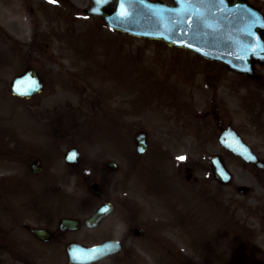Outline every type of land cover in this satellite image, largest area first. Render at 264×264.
<instances>
[{
    "label": "rangeland",
    "instance_id": "rangeland-1",
    "mask_svg": "<svg viewBox=\"0 0 264 264\" xmlns=\"http://www.w3.org/2000/svg\"><path fill=\"white\" fill-rule=\"evenodd\" d=\"M261 2L264 4V0H261ZM2 21V20H0ZM85 23L80 22L78 25L75 26L76 23H71L67 21V19H55L52 21L49 20H42V26L41 30L42 34H39V36L36 38L32 31V26L29 25V23L26 24L24 29H19V32H23L19 34L21 35L19 38L17 35L11 34L12 36L7 38L0 32V45L3 46L0 47V95H7L5 98V103L2 106L0 103V110L4 111V114L7 116L5 119L6 124L8 125L10 123V117L14 115V110H33L36 108L33 103H23L15 100L13 97L10 96L9 91V83L11 77L15 73H17V70H21V67H24L26 63H43V62H51V61H61V62H69V61H82V60H76L75 53L72 52H66L64 50V47L70 48V45L68 43L69 38L66 35H62L64 32H71L75 37L74 40L79 39L77 38V34L72 29H84L86 26L89 28L92 23L90 21H84ZM6 23L10 24L11 22L7 21ZM92 33L88 32L85 33V35L94 34L95 38L88 39V41L92 42L91 46H93V50L95 53L99 51V48L97 47V44L99 43H105L107 42L110 46H117V48L122 49L123 51H129L131 53H139V57L143 56L144 59L139 62V59L135 57V59H138V64L140 67V70L142 72V75L146 79V81L150 85L154 84H160L161 82H164L165 79L162 78V69H165V67H168L173 61L175 63L174 70L170 71V74L172 76L177 75L179 72L184 73L185 72V66L193 64L195 66L196 63H201V61L190 54L187 53H181L177 51L168 50L166 47H164L162 44L159 43H151V42H143L139 40H131L129 38H123V37H117L114 34L113 36L106 33L104 30H101L98 28L97 25H92ZM11 33V32H9ZM105 36V37H104ZM83 37V36H81ZM107 37H110L113 39V41L108 40ZM121 38V39H118ZM37 39V41H36ZM48 43V44H47ZM103 45V50L104 46ZM111 53H115V51L108 47ZM175 52V53H174ZM117 53V52H116ZM115 55H106L104 54V57L102 59L101 63V70H103V73L97 72L93 76L97 77L95 78H89L86 75L91 74L93 71L97 69V66L95 68H91L89 73H87V70H83L80 76L76 77L75 72H73L72 69H70V66H68L71 73H75L76 77V83L67 85V82H62L60 79L53 78V73L57 72H64L62 67H54L52 69L49 68L48 65H45L46 70L41 69L42 73L51 74V80L50 84L51 87L47 89V92L45 94V98H43V101H40V104L44 108H49L52 105L59 106L60 109L64 108L65 106H69V103L71 102L73 104L72 106V114L73 115H82L86 114L87 111L91 114V108L89 103L85 101V94L81 95V87L87 86L88 89L94 92V96H92L93 99L98 98L100 99L104 95L102 93L108 92L111 94V86L110 84H105L103 80H110L113 76L116 78V86L118 85V90L120 93L127 97L134 98L135 100L143 101L148 99V94L151 91V94H153L156 90L152 87V90L147 89L144 87L145 83L144 81H137L136 77L132 74L130 70H128L125 65L127 63L125 62L126 57H128L126 54H119L118 57ZM187 54V55H186ZM101 54H96V56L93 57V59L89 60L94 63H100L101 60H98V57ZM136 55V54H134ZM175 55V56H173ZM192 57V59L189 57ZM126 56V57H125ZM88 60V59H87ZM97 61V62H95ZM154 64H151L153 63ZM144 63L150 64V65H143ZM39 68V65L37 66ZM76 72L78 70H75ZM196 75L202 74L203 71H200L198 69H195ZM171 75H168L167 77L170 78ZM199 76V75H197ZM200 77V76H199ZM222 87L219 88V92L224 95V97L227 99L226 105H227V115L231 116L230 118L233 121V124L240 129L242 134H245L247 138H249L250 141L255 143V130L257 123L254 122V124L251 122V119L254 121V118L256 117V110L257 107L256 103L253 102V107L248 109L246 107V102L244 101L245 98L249 97L248 95L254 94L256 90V86L252 85V83L248 84H242V80L238 78L235 75H225L222 73V75L219 76ZM173 81L168 80L166 81L167 84H171ZM139 86H138V85ZM80 85V87H79ZM6 87V88H5ZM7 89V90H6ZM108 89V90H107ZM4 91V92H3ZM160 92V89H158ZM102 92V93H101ZM261 95L264 94L263 91H259ZM120 94V97L116 98L114 94L112 93L110 96H108L105 99H102L103 101L101 103L106 106L105 112L102 115H98V117L94 120L92 124H97L100 122H104L107 124L106 126H102L103 129H98L96 131L90 129L88 126H83V130L87 133V137L90 141H94L96 143H88V149L93 150V154L96 157L104 158L106 156L111 158L118 157L119 159L123 160V157H121V153L119 154L113 150V146L117 145L118 149H121L124 151L126 149L127 143L129 144L128 135L131 133V129H133L136 126H143L142 124V118L145 117L147 114V111L140 110V102H135V111H130L129 106L130 103L125 99V97ZM208 93L205 92L203 95L200 93L198 94L200 98L196 97V100H201L204 96H206ZM4 96V97H5ZM250 99V97H249ZM1 100V99H0ZM197 102V101H196ZM99 103V102H98ZM249 106V104H248ZM41 107V109H43ZM134 107V105H133ZM76 110H73L75 109ZM7 109V110H6ZM13 109V111H12ZM224 107H221L220 110L223 111ZM8 110L12 112H8ZM222 115V119L224 114ZM141 118V119H140ZM88 119V117H87ZM201 120H205L204 115L200 117ZM220 119L216 120V124L220 122ZM256 119V118H255ZM116 121L117 124H116ZM264 121V118H263ZM119 123V129L116 128V125ZM159 126H166L165 124L160 125L159 123H154L151 125V127L154 128L153 135H158L159 128H165V127H159ZM129 126V127H128ZM127 130L128 134H127ZM204 131V129H203ZM202 131V132H203ZM130 132V133H129ZM264 136V134L262 135ZM128 139V140H127ZM103 140V141H102ZM104 142L105 144H103ZM260 152L261 155L264 156V137H261L260 139ZM191 146V144H189ZM193 147V146H192ZM191 153L188 155V152L185 150L176 151L174 154L177 155L178 153H186L189 158L193 159L195 161L196 159H199L201 161L200 153H208L209 150L212 152L215 151L214 149L209 148V144L200 145V147H193L191 148ZM119 151V150H118ZM206 164V163H205ZM146 167H140V170L145 173L144 180L145 183L147 182V185L150 189L154 188L153 183H155V178H157L160 172L154 171L153 168L150 166V169L145 171ZM243 169H238V171H241ZM170 172L171 170L166 173L168 179L170 180ZM248 176L247 173H244ZM172 176V174H171ZM201 176V175H200ZM240 179L245 181L246 183H250L254 187L253 194H250L249 196L245 198H240L235 195V193L231 190L230 192V207L232 206H244L246 208L252 207L253 205H257L258 199L257 195L261 193L264 189V185L261 181L254 179L252 177H241L239 175ZM155 179V180H154ZM134 184H135V196L138 199H143L145 202V195L147 193L144 192V188L141 185V179L139 180L137 178V172L135 171L134 176ZM140 181V182H139ZM179 181V180H178ZM200 184L204 186L205 189H209V192L205 194V197L209 199V203L214 205L213 197L216 196V194L219 193L220 189L215 187L212 181L210 180H204V177L201 176ZM160 182V181H159ZM165 182H160V184H164ZM184 184V183H183ZM187 185L184 188V191L187 193L194 194V187H198L197 185L186 183ZM194 187H193V186ZM146 187V185H145ZM130 188V187H128ZM147 188V187H146ZM137 189V191H136ZM148 189V188H147ZM188 189V191H187ZM193 190V191H191ZM222 194L220 195V198L218 199V207L221 209H224L222 205L224 204V200H227V196L223 197L222 195L226 191L221 190ZM188 195V194H187ZM204 195V193H203ZM188 198L190 196L188 195ZM147 202H149L150 206L147 205V209L144 213H148V215H153L156 219L158 217L162 219H168V215L165 214L164 209L161 208L158 204L154 205V201L152 199H148ZM146 203V202H145ZM233 211L236 212V215L241 221V214L247 213V211L241 212L239 209H234ZM214 217H218L220 222L218 225H211L210 229H201L200 227L195 232V239L198 241L196 244L197 249L202 253V255L206 258H212L218 261L221 264H224V256L226 255L224 241L223 238L220 235H223L227 232L226 228H228V225H224L221 222V218L219 215H214ZM156 219H153L152 221L156 223ZM198 220L201 223L202 216L200 214ZM260 222V217L258 216V220L256 225ZM252 221H247V224H251ZM180 225H175L174 227H166L162 229V233L164 235H169L171 232L177 233L179 236V232L181 230ZM220 227V228H219ZM226 227V228H225ZM184 228V227H183ZM184 229L182 234H184ZM220 234V235H218ZM208 236L210 241H203L202 238ZM207 240V239H206ZM186 242L185 239L180 238L177 239V243L180 246H183V244ZM200 242V243H199ZM141 243V242H140ZM158 243V240L153 241L151 244ZM158 245V244H156ZM136 249L138 251L141 250V253L144 255L142 259L137 258V264H146L147 262L151 264H208V259H204L200 254L196 252H192L190 256L191 258H179L174 259L172 262H164L159 258V256L152 252L153 249L149 248V245H145L144 243H141L140 246L137 245ZM217 249H219V255L217 254ZM168 256L169 253H167ZM221 255V256H220ZM189 256V255H188ZM171 257V256H170ZM234 257L237 259L236 255L234 254ZM238 260V259H237ZM135 262V261H134ZM248 264H250L248 262Z\"/></svg>",
    "mask_w": 264,
    "mask_h": 264
},
{
    "label": "water",
    "instance_id": "water-1",
    "mask_svg": "<svg viewBox=\"0 0 264 264\" xmlns=\"http://www.w3.org/2000/svg\"><path fill=\"white\" fill-rule=\"evenodd\" d=\"M124 1H129V0H124ZM137 3H138L139 6H141L143 4L142 2H137ZM145 6H146V8H143V9L149 10L150 6H148V5H145ZM203 24H207V22H204ZM238 37H240V36H238ZM231 42H232V47L233 48H238V46H239L238 39L232 37ZM20 82H22L23 88L28 92L29 95L34 92V89L31 88L32 79H31L30 75H27L26 77H23L21 80H18L15 83V86H19Z\"/></svg>",
    "mask_w": 264,
    "mask_h": 264
},
{
    "label": "snow or ice",
    "instance_id": "snow-or-ice-1",
    "mask_svg": "<svg viewBox=\"0 0 264 264\" xmlns=\"http://www.w3.org/2000/svg\"><path fill=\"white\" fill-rule=\"evenodd\" d=\"M49 2H54V0H49ZM76 156H77V153L72 152L68 158H69V159H75ZM178 159H180V160H184L185 157L181 156V157H178ZM105 211H107V209H105Z\"/></svg>",
    "mask_w": 264,
    "mask_h": 264
}]
</instances>
